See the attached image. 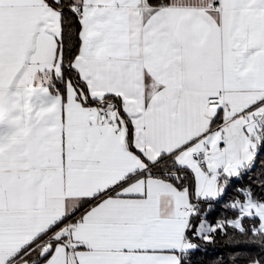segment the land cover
Segmentation results:
<instances>
[{"label":"snow or ice","instance_id":"1","mask_svg":"<svg viewBox=\"0 0 264 264\" xmlns=\"http://www.w3.org/2000/svg\"><path fill=\"white\" fill-rule=\"evenodd\" d=\"M220 242L264 264V0H0V264Z\"/></svg>","mask_w":264,"mask_h":264},{"label":"trees","instance_id":"2","mask_svg":"<svg viewBox=\"0 0 264 264\" xmlns=\"http://www.w3.org/2000/svg\"><path fill=\"white\" fill-rule=\"evenodd\" d=\"M225 199H227V197ZM219 211V206H217V210L213 213V215H218ZM225 255V246L222 242H220L215 245H208L205 252L195 253L193 256V260L199 261V264H212L214 260L223 258Z\"/></svg>","mask_w":264,"mask_h":264}]
</instances>
